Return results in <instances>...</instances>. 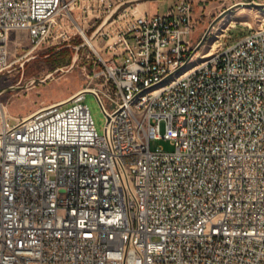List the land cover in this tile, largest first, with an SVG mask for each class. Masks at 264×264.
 Returning a JSON list of instances; mask_svg holds the SVG:
<instances>
[{
  "label": "built area",
  "instance_id": "obj_1",
  "mask_svg": "<svg viewBox=\"0 0 264 264\" xmlns=\"http://www.w3.org/2000/svg\"><path fill=\"white\" fill-rule=\"evenodd\" d=\"M83 1L0 0V74L13 32L39 45ZM94 1L105 14L125 0ZM107 28L106 56L89 44L97 82L1 121L0 264H264V25L217 45L219 61L139 112L136 88L197 52L195 1L154 14L130 4ZM87 93L106 114L103 135ZM152 139L175 149L152 150Z\"/></svg>",
  "mask_w": 264,
  "mask_h": 264
},
{
  "label": "rangeland",
  "instance_id": "obj_2",
  "mask_svg": "<svg viewBox=\"0 0 264 264\" xmlns=\"http://www.w3.org/2000/svg\"><path fill=\"white\" fill-rule=\"evenodd\" d=\"M152 1L138 0L130 4L137 6V9L143 13L149 12V3H153V12L163 13L175 0ZM194 1L196 28L190 38L195 43L200 42L209 29L210 32L187 67L199 63L203 59L202 54L213 52L214 42L216 47L219 44L230 42L244 35L250 29L258 28L264 22V7L245 5V3L264 4V0ZM89 4L92 8L88 15L84 7L86 8ZM99 5L100 1L84 0L68 15L57 19L52 35L39 45L33 43L25 32L12 33L9 66L0 74V89L11 86L20 88L0 95V127L4 108L8 110V117L11 119L22 118L42 108L69 99L76 92L86 88L91 81L93 84L97 82L96 79H91V75L93 71L99 69V60L94 48L89 45L90 42L88 43L86 39H90L91 34L109 13L95 12L93 9L99 8ZM122 9L123 7L114 14L111 20L120 14ZM111 20L91 40L105 56L108 51L103 47L106 45L108 37L104 33ZM79 27L87 35L86 38ZM86 41L87 43L77 52V47ZM75 55L74 66L70 69ZM58 68H63V70L54 72L43 82L40 81ZM33 79L38 80L32 83ZM84 103L91 111L98 134L103 135L107 119L99 100L93 93H87ZM104 103L109 110L113 109L109 99L105 98ZM10 122L14 123V120ZM150 146L152 150L159 147L165 151L175 149L170 141L164 139H152Z\"/></svg>",
  "mask_w": 264,
  "mask_h": 264
},
{
  "label": "bare ground",
  "instance_id": "obj_3",
  "mask_svg": "<svg viewBox=\"0 0 264 264\" xmlns=\"http://www.w3.org/2000/svg\"><path fill=\"white\" fill-rule=\"evenodd\" d=\"M262 24L264 25V22ZM86 40L88 41V43L90 42L89 44L91 46H93V42H91L89 38H87ZM215 48H216V43L214 42L212 49ZM211 53L212 52H207L205 54H202L203 59L199 63L194 64L193 66L190 67L187 66L194 55L187 57V60L183 62V64L178 66L175 69L174 73H168L164 79L154 81L153 83H145L142 86H138L135 92L133 93V95L130 96L129 109H131L132 112H139V107L144 97H148L149 95H157L159 92H161V90H170L175 83L182 82L183 80L188 78L189 75H195L198 66L210 67L212 63L220 60V52H213L212 54ZM63 101H60L58 103H62ZM53 106L54 104L42 108L38 111H52ZM8 116H9V112L6 108H4L1 116L2 121H8V123H11L10 121L14 120L15 123V119H11V117ZM29 116L30 115L25 117H29ZM20 131H28V121L20 122ZM96 146H103V138H96Z\"/></svg>",
  "mask_w": 264,
  "mask_h": 264
},
{
  "label": "water",
  "instance_id": "obj_4",
  "mask_svg": "<svg viewBox=\"0 0 264 264\" xmlns=\"http://www.w3.org/2000/svg\"><path fill=\"white\" fill-rule=\"evenodd\" d=\"M135 1H138V0H125V1H123V2H120V3H118L109 13H108V15L103 19V21L100 23V25L95 29V31L91 34V36H90V40H93L95 37H96V35L100 32V30L105 26V25H107L108 23H109V21L111 20V18L114 16V14L121 8V7H124L125 5H127V4H130V3H133V2H135ZM245 5H253V6H260V7H264V4H257V3H255V4H251V3H245ZM213 26V25H212ZM210 32V29L208 30V33ZM207 33V34H208ZM207 34L203 37V39L199 42V44L197 45V47H196V49H195V51H194V53L196 52V51H198L199 50V48L204 44V41H205V38H206V36H207ZM87 43V41L86 42H84V43H82L81 45H79L78 47H77V52H78V50L82 47V46H84L85 44ZM77 54V53H76ZM75 58H76V55H75V57H74V61H73V64L71 65V67H70V69H72V67L74 66V62H75ZM69 69V70H70ZM58 70H63V68H58V69H56L55 71H53V72H51V73H49L48 75H46L43 79H40V81H45L46 79H48L49 77H51L53 74H54V72H56V71H58ZM38 79H33L31 82L32 83H34V82H36ZM18 88H20V87H17V86H11V87H6V88H3V89H0V95L2 94V93H4V92H7V91H10V90H15V89H18Z\"/></svg>",
  "mask_w": 264,
  "mask_h": 264
},
{
  "label": "crops",
  "instance_id": "obj_5",
  "mask_svg": "<svg viewBox=\"0 0 264 264\" xmlns=\"http://www.w3.org/2000/svg\"><path fill=\"white\" fill-rule=\"evenodd\" d=\"M153 1H154V0H153ZM153 1H152V2H153ZM175 1H176V0H175ZM175 1H174V2H175ZM173 4H174V3H173ZM153 7H154L153 3H149V7H148V8H149V13H152V14L156 13V12H153ZM157 13H158V12H157Z\"/></svg>",
  "mask_w": 264,
  "mask_h": 264
}]
</instances>
